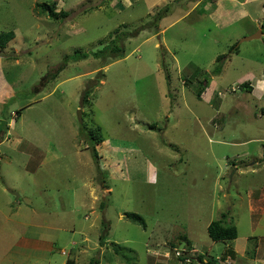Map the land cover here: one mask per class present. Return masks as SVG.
<instances>
[{"label":"rangeland","instance_id":"rangeland-1","mask_svg":"<svg viewBox=\"0 0 264 264\" xmlns=\"http://www.w3.org/2000/svg\"><path fill=\"white\" fill-rule=\"evenodd\" d=\"M221 1L0 0V264H264L262 0Z\"/></svg>","mask_w":264,"mask_h":264},{"label":"trees","instance_id":"trees-1","mask_svg":"<svg viewBox=\"0 0 264 264\" xmlns=\"http://www.w3.org/2000/svg\"><path fill=\"white\" fill-rule=\"evenodd\" d=\"M262 6H263V16H262V20H261V24H260V28L259 29H260L261 33L264 34V2H263ZM37 7L40 8L44 13L48 12V15L51 18H54V19H57L58 17L65 18V17L68 16L67 12H60L59 14L56 13L54 4L52 6H49L48 4H37ZM169 10H170V6L169 5H166L162 9L157 10L156 15L154 16L155 20L156 19L160 20L164 16V14H166ZM14 36L15 35H14L13 31L0 33V50L4 49L6 47V45H7V43L10 40H12L14 38ZM116 39L112 41V44L114 42H116ZM109 48H110V51L114 52V51H118L119 46L117 44L114 47H109ZM88 57L89 56L84 53V54H81L79 56V58H77L75 60L85 59V58H88ZM92 57L97 59L100 56H99L98 53H94L92 55ZM205 88L206 87H204V89ZM204 89L203 88L200 89V91L198 92V95H197L198 98H199V95H201V93H202V91ZM240 89L244 90L246 92H250L251 91V88H250L249 84H247V83L242 84L240 86ZM87 136L90 139V142L92 143V147H91L92 157L94 158V162L96 164H98L99 156H98V152H97L95 147L98 146L99 144L103 143L104 139L102 138V135H101L98 127L96 129H90L88 131V135ZM101 207L103 208L104 204H101ZM221 216L223 218L225 217V215H221ZM126 218L128 220H130V221L142 226L143 228L145 227V223H144L143 219L141 217H139L138 215H136V214L127 213L126 214ZM207 233H208L209 238L212 241H214V242L232 241V240L237 238L236 227L234 225H232V224H226L224 221H222V218L220 220H218V221H212L207 227ZM100 241H101L100 244L103 245L104 240H103L102 236L100 237ZM114 248H116V250H115L116 254L118 253L121 256L125 257V262H126V259H127L126 254L124 252L120 251V250H117L118 246H116ZM118 251H120V253ZM228 253L230 255V258H233L235 256L233 250L228 251ZM222 259H224V258H222ZM178 260L180 262L189 261V260H185L184 256H182V255L178 256ZM90 261H91L92 264H98V260L97 259H92ZM66 264H73V262L71 260H67Z\"/></svg>","mask_w":264,"mask_h":264},{"label":"crops","instance_id":"crops-1","mask_svg":"<svg viewBox=\"0 0 264 264\" xmlns=\"http://www.w3.org/2000/svg\"><path fill=\"white\" fill-rule=\"evenodd\" d=\"M251 0H242V2H239V1H236V0H227V1H221V4L215 9H213L212 12H209L210 10L206 11V14L208 16L212 15V13H216L218 14V12H221L223 9V7H225V10L228 9V8H231V11L233 13H236L237 16L239 17H243V18H248V13L247 11L244 9V5L246 2H250ZM252 1H255V0H252ZM224 2L226 4H224ZM263 2L264 0H262V4H261V7H262V10H263ZM223 6V7H222ZM207 9H209V5L206 6ZM205 11V10H204ZM260 24H261V21H259L258 23V26L255 27L253 29V31L251 32V34H254L257 30H260ZM262 36L264 37V34H261L260 38H262ZM252 77V78H251ZM250 78L251 80H253L252 82H247V84H249L250 88H251V91L253 93V90H252V87H255V88H258L259 89V92L257 93V95L261 94V91H262V84L264 83V76L262 77V74L259 76V78L255 77V76H251L250 75ZM263 79V80H262ZM252 86V87H251ZM203 94V93H202ZM254 94V93H253ZM256 95V94H255ZM205 96V94L202 96L201 99H203ZM209 100V99H208ZM207 100V101H208ZM211 100V99H210Z\"/></svg>","mask_w":264,"mask_h":264},{"label":"water","instance_id":"water-1","mask_svg":"<svg viewBox=\"0 0 264 264\" xmlns=\"http://www.w3.org/2000/svg\"><path fill=\"white\" fill-rule=\"evenodd\" d=\"M261 34H262L261 31L258 30L256 33L252 34L251 36H249V37H247V38H244V40L249 41V40H255V39H258V38H260ZM78 119H79V121L81 122V113H80V111L78 112Z\"/></svg>","mask_w":264,"mask_h":264}]
</instances>
